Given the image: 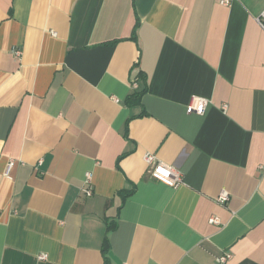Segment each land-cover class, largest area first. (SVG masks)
<instances>
[{"label":"crops","instance_id":"1","mask_svg":"<svg viewBox=\"0 0 264 264\" xmlns=\"http://www.w3.org/2000/svg\"><path fill=\"white\" fill-rule=\"evenodd\" d=\"M222 1L0 0V264H264V0Z\"/></svg>","mask_w":264,"mask_h":264},{"label":"built area","instance_id":"2","mask_svg":"<svg viewBox=\"0 0 264 264\" xmlns=\"http://www.w3.org/2000/svg\"><path fill=\"white\" fill-rule=\"evenodd\" d=\"M224 4L230 3V0H223ZM258 22L262 29L264 30V10L262 11L261 15L258 17ZM17 55L21 54L20 50L16 51ZM135 87H137V83H134ZM209 104V99L201 96H195L191 100V102L187 105V112L192 113L196 112L198 114H203L206 110L207 105ZM145 160L148 165V172L150 176L157 181H160L170 187H178L184 184L183 173L180 169H178L175 165L165 163L160 161L154 153H147L145 156ZM13 165V162H10L9 168ZM91 174L87 175V183L90 184ZM88 196L93 194L92 188H88L85 190ZM230 198L229 192L226 190L221 191L220 195L218 196L217 201L219 203H226ZM211 223L218 224L220 223V218L217 216H212L210 218ZM46 254H41L39 256L40 259H46ZM233 254L231 252H224L223 254L217 257V261L221 264L227 263Z\"/></svg>","mask_w":264,"mask_h":264},{"label":"trees","instance_id":"3","mask_svg":"<svg viewBox=\"0 0 264 264\" xmlns=\"http://www.w3.org/2000/svg\"><path fill=\"white\" fill-rule=\"evenodd\" d=\"M140 94L139 95H132L128 98V103L131 104L133 102H136L140 99ZM126 196V194H124ZM112 229V227L110 225H108V232H110Z\"/></svg>","mask_w":264,"mask_h":264}]
</instances>
